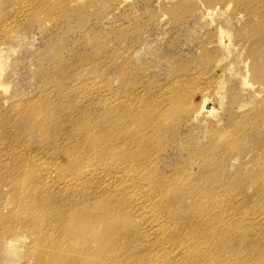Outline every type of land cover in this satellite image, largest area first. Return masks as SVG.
Segmentation results:
<instances>
[{"label":"rangeland","instance_id":"obj_1","mask_svg":"<svg viewBox=\"0 0 264 264\" xmlns=\"http://www.w3.org/2000/svg\"><path fill=\"white\" fill-rule=\"evenodd\" d=\"M259 2L264 12V0H0V264L109 263L104 255L116 251L96 257L98 241L85 251L73 236L91 221L73 220L86 207L77 191L85 179L124 189L114 176L126 166L105 146L138 156L141 191L129 214L144 229L176 224L155 212L160 192L151 199L144 191L174 190L181 198L171 202L199 212V228L223 210L216 226L243 222L240 247L264 258V71L250 42L264 39V17L248 12ZM45 108L53 122L31 130L34 110L42 119ZM130 119L137 129L125 125ZM80 152L85 175L68 164ZM14 159L31 166L14 171ZM41 162L46 182L21 186ZM62 193L70 195L59 217L38 206L43 195ZM38 210L39 226L49 225L41 233ZM191 245L184 239L181 251H154L150 260L199 264L204 251L200 264H215L211 248Z\"/></svg>","mask_w":264,"mask_h":264},{"label":"bare ground","instance_id":"obj_2","mask_svg":"<svg viewBox=\"0 0 264 264\" xmlns=\"http://www.w3.org/2000/svg\"><path fill=\"white\" fill-rule=\"evenodd\" d=\"M260 3L262 2H259L257 5L249 3L250 7L248 9L250 15L259 19L264 17V12L260 6ZM250 39V42L253 44L251 55L257 58V65L259 69L261 68V70L264 71V62L263 60H260L258 63L257 57V55L263 51L262 48L264 47V39L261 37V35ZM262 77L264 78L263 75ZM204 105L205 107L202 108H204L207 113H213V107L206 106L207 104L205 100ZM47 114L48 110L45 108V111L42 113V115H40L42 116V119H38L37 116H39V112L37 109H35L34 116L31 117L30 121L28 122L29 128L31 130H36L39 126L44 127L46 124L52 123L53 120L50 116L45 118ZM258 117L259 116L256 115L254 118L257 119ZM136 121L147 126V119L137 118ZM136 121L131 119L127 120L125 125L132 126L137 129L138 123ZM85 133L89 137L92 134L90 132ZM51 134L52 130L48 133V136L50 137ZM135 137L137 136H133V139ZM90 145L95 149L97 148L94 140H91ZM105 147L106 148L104 149L103 154L106 153L108 157H111L112 155L115 156L118 158L121 165L126 166V168L122 170L123 173L114 176V185L116 182H121L124 184V189H115L114 192L111 193L106 191L107 187L111 186L103 184L100 186L103 190H99L94 181H87L85 179L83 181V186L77 190L80 193L86 195L85 201L83 202L86 207H83L82 209H75L73 212V220L74 218L75 220H83L88 217L91 219V221L84 222L85 226L82 228H76L75 232H73V236H75L76 233L82 236V238L85 240V251H88L91 241H98L99 246L95 252L96 257H102L106 251H116L108 252L104 255L108 258V264H156V261L150 260V254H152L154 251H158L162 253L163 257H166L168 253L163 251H181L179 246L182 245L184 243V239H186L191 243H195V245L189 246L187 251H199V249H207L206 247L211 248L213 250L211 253L215 254L217 259L214 258L209 262H214L215 264H264V258H262L260 255L261 249H256L254 252L246 253L245 248L240 247V243L242 242L241 236L242 232L244 231L243 222L240 223L236 221H230L225 226H216L218 219L225 218L224 216L226 211L223 210L217 215L212 214V218L205 223L204 227L199 228V216H194L199 212L193 211L192 208H182L179 206L178 202H171L172 198H174L173 200L181 198L180 195L177 197V192H174V190H172L173 192H170V198L168 197L170 193H167L165 190H162L157 186L156 188L151 186L144 191L145 196L150 197L151 199H154V197L159 198V193L157 192L159 191L162 200H157L156 203L158 207L155 209V212L163 213V217L164 215H168L167 218L169 217L174 223H176L175 225H169L168 223L164 222V224L159 227L158 231L144 229L138 220H132L130 217L131 210L133 209L135 202L134 199L137 193L141 191V181L135 176L136 172L140 169L135 165L138 156H135L134 158L132 156H128L126 153H122L118 156L108 151L107 146ZM83 154L84 152H80V154L77 155L78 157H76L77 160L75 159V164H68L76 172H81L83 175H85V170L79 166L83 161H85L83 160L84 158H82ZM215 155L216 153L210 156ZM15 161L17 162L15 165L13 164V168H15L13 169L14 171H20L31 166L30 161L21 159H17ZM60 165L61 164L55 165V168H58L59 171L57 172L54 170L57 175L62 174ZM65 165L62 166L63 169ZM42 166L45 168V165H43L41 162L39 168L40 170L35 175V178L30 175L22 180L25 182L19 181L21 182V186L34 185L35 183H45L47 178L44 177V169ZM217 166L220 169L219 162H217ZM198 176L199 175L197 174L196 178L197 182L199 183ZM66 179L68 178H65V180ZM47 186L45 185L44 187ZM25 187L23 188L26 189ZM197 191L199 192V190ZM126 193L129 196L126 195ZM69 195L70 194L64 195L63 193L61 195L55 194L53 197L43 195V198L39 201V204L42 205H37H48L49 209L44 210L45 213L54 209L56 212L52 211L51 213H53L52 215H54L53 218L55 219L60 216V211H62V208L66 206L68 201H65L64 198L68 197ZM197 195L199 194L195 193V196ZM70 201L74 202L76 199H72ZM117 202L123 204V210H121L122 205H117ZM128 206H130L129 211ZM55 207L57 208L55 209ZM27 208L32 214L35 213V210L30 209V207ZM190 209H192V212H190ZM114 210L119 213L115 212ZM176 210H180V212H177ZM38 215L39 216L37 218L35 217L36 225L34 224V226L37 231L41 233L45 231L49 225H46V222L45 225L42 223L41 226H39V221H42L43 219V215L40 210H38ZM100 223L101 225H97ZM256 234L257 233H252V235ZM252 239H255V237ZM199 243L204 246L199 247ZM168 244L171 245V249L167 247ZM250 251H253L252 247L250 248ZM212 254H210V256H212ZM207 258H209V255L204 251L199 253V264ZM174 263L179 264V262ZM96 264L104 263L101 262Z\"/></svg>","mask_w":264,"mask_h":264}]
</instances>
